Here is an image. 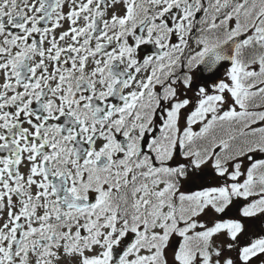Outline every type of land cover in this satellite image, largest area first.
<instances>
[{
    "label": "snow or ice",
    "instance_id": "6c2138e0",
    "mask_svg": "<svg viewBox=\"0 0 264 264\" xmlns=\"http://www.w3.org/2000/svg\"><path fill=\"white\" fill-rule=\"evenodd\" d=\"M0 264H264V0H0Z\"/></svg>",
    "mask_w": 264,
    "mask_h": 264
}]
</instances>
